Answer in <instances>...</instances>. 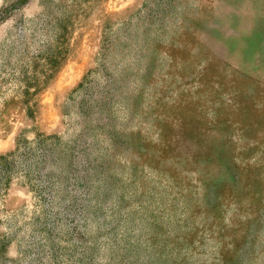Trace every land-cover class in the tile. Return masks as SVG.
I'll list each match as a JSON object with an SVG mask.
<instances>
[{"label":"rangeland","instance_id":"374dc122","mask_svg":"<svg viewBox=\"0 0 264 264\" xmlns=\"http://www.w3.org/2000/svg\"><path fill=\"white\" fill-rule=\"evenodd\" d=\"M0 264H264V0H0Z\"/></svg>","mask_w":264,"mask_h":264}]
</instances>
